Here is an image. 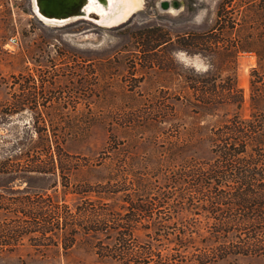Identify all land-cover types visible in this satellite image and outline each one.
I'll return each instance as SVG.
<instances>
[{
	"label": "rangeland",
	"instance_id": "1",
	"mask_svg": "<svg viewBox=\"0 0 264 264\" xmlns=\"http://www.w3.org/2000/svg\"><path fill=\"white\" fill-rule=\"evenodd\" d=\"M160 1L143 0L126 20L108 25L48 22L34 0H0V197L48 194L73 209L122 214L137 200L153 203L136 240L181 264H204L198 253L217 244V220L177 200L156 206V197L186 187L177 183L185 161L214 159L215 129L239 112L252 118L251 71L258 57L234 53L244 38L264 37V0H177L170 10ZM210 33L221 42L209 41ZM12 37L18 45L10 49ZM234 75L245 96L241 111L228 103L197 105L202 80L210 79L207 91L226 98ZM35 166L47 172L28 171ZM108 182L120 191L103 197L96 191ZM90 187L96 191L88 195ZM18 209H0V229ZM158 221L167 228L161 237L152 229ZM113 239L80 232L66 249L57 236H27L0 247V264H100L99 241ZM114 260L101 264H122ZM208 264H264V258L230 254Z\"/></svg>",
	"mask_w": 264,
	"mask_h": 264
},
{
	"label": "trees",
	"instance_id": "2",
	"mask_svg": "<svg viewBox=\"0 0 264 264\" xmlns=\"http://www.w3.org/2000/svg\"><path fill=\"white\" fill-rule=\"evenodd\" d=\"M194 36L191 37L192 41L197 43L198 38ZM208 36L211 42H221L211 33ZM183 39L185 44L190 40L189 37ZM241 52H255L258 57V65L251 71L250 94L253 110L251 116L256 119L252 121V118H243L238 111L234 118L213 131L214 159L185 161L178 170L177 183H183L186 187L177 194L163 192L156 197V206L164 207L170 205V201L177 200L193 206L195 214L204 209L217 220L219 225L212 232L217 244L201 249L198 253L204 264L230 254H251L264 258V116L261 115L264 112V37L244 38L234 55L238 56ZM209 81L202 80L203 85L195 88L202 95L196 101L197 105L213 107L228 103L242 110L245 96L236 75L227 81L226 98H219L217 94L207 91L205 86ZM53 137H56L55 133L47 134L46 144L51 146ZM28 171L47 172L37 166ZM99 186L102 189L96 191L90 187L84 192L89 195L96 191L103 197H110L120 191L109 182ZM132 204L133 210H125L122 214L95 206H77L73 209L66 202H56L48 194H25L15 201L0 197V209L10 210L15 205L19 207L16 217L9 219L0 229V247L12 248L27 236L30 239L49 240L57 236L68 249L75 243L80 232L101 231L113 234L114 239L108 244L99 241L96 253L100 264L114 259L122 264H181L179 259L156 252L153 244L146 246L136 240L135 233L142 218L150 219L155 210H151L154 208L153 203L145 204L137 200ZM152 229L158 237L167 233L162 221L154 222ZM176 232L187 235V230Z\"/></svg>",
	"mask_w": 264,
	"mask_h": 264
},
{
	"label": "water",
	"instance_id": "3",
	"mask_svg": "<svg viewBox=\"0 0 264 264\" xmlns=\"http://www.w3.org/2000/svg\"><path fill=\"white\" fill-rule=\"evenodd\" d=\"M38 14L43 18L69 22L72 19H90L93 22H102L114 11L113 0H34ZM95 9L89 12L83 9L86 5ZM177 0H161L160 7L170 10L177 6Z\"/></svg>",
	"mask_w": 264,
	"mask_h": 264
},
{
	"label": "bare ground",
	"instance_id": "4",
	"mask_svg": "<svg viewBox=\"0 0 264 264\" xmlns=\"http://www.w3.org/2000/svg\"><path fill=\"white\" fill-rule=\"evenodd\" d=\"M115 1L116 3L113 4V6H115L114 11L108 16V18L102 21V23H105L108 25H115L121 21H124L133 12L139 9L143 4V0H113V2ZM43 19L48 22H53L57 24L66 23L64 21L50 20V19H45V18Z\"/></svg>",
	"mask_w": 264,
	"mask_h": 264
},
{
	"label": "built area",
	"instance_id": "5",
	"mask_svg": "<svg viewBox=\"0 0 264 264\" xmlns=\"http://www.w3.org/2000/svg\"><path fill=\"white\" fill-rule=\"evenodd\" d=\"M16 45H18V42L15 37H12L10 41L7 43V47H9L10 49L16 47Z\"/></svg>",
	"mask_w": 264,
	"mask_h": 264
},
{
	"label": "flooded vegetation",
	"instance_id": "6",
	"mask_svg": "<svg viewBox=\"0 0 264 264\" xmlns=\"http://www.w3.org/2000/svg\"><path fill=\"white\" fill-rule=\"evenodd\" d=\"M83 9H87L89 12H91L92 10L95 11V9L93 7L91 8L88 4L85 7H83ZM81 19H85V18H81ZM85 20H90V19H85ZM90 21H92V20H90Z\"/></svg>",
	"mask_w": 264,
	"mask_h": 264
}]
</instances>
